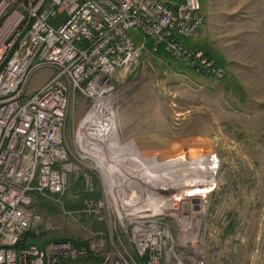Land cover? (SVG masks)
Instances as JSON below:
<instances>
[{
    "label": "rangeland",
    "instance_id": "obj_1",
    "mask_svg": "<svg viewBox=\"0 0 264 264\" xmlns=\"http://www.w3.org/2000/svg\"><path fill=\"white\" fill-rule=\"evenodd\" d=\"M164 1L174 5L181 2ZM199 1L208 4V54L222 68L215 67L202 52L210 64L208 75L186 68L213 79L208 101L202 100L204 88L198 90L183 83L179 90L171 81H162L171 76L150 61L137 66L114 84L110 101L114 112L130 116L133 134L126 136L134 142L128 149L120 148L117 137L118 148L103 157L105 161L111 157L117 163H128H118L112 177L104 179L99 167L76 156L78 161L73 162L75 169L68 174L66 192L54 200L62 204L64 198L73 201L80 189L86 192L82 181L86 174L93 176L92 191L99 193L100 201L102 194L106 199L117 195L118 201L146 195L151 200L153 193L164 188L166 194L180 195L182 201L157 219L162 224L158 228H167L171 235V240L160 247L158 264H264V0ZM202 28L190 39L194 46H201ZM49 75L38 73L31 81L29 94L39 89ZM88 107L79 95L70 101L64 136L71 149ZM161 116L168 125L180 119L181 126L188 122L204 125L203 119L207 118L206 125L212 130L207 134H188L182 128L178 132L175 128L174 133L156 132L159 127L152 122ZM142 128L149 133H142ZM170 144L169 148H160ZM186 156L190 158L180 160ZM128 157L131 162L124 160ZM117 169L132 178L148 179L146 185L154 189L145 191L144 184L129 182L131 179L127 184L119 182L121 172ZM109 201L96 214L85 208L80 213L56 215L48 214L42 202L35 201L29 211L39 220L31 223L30 231L43 235L40 244L76 239L88 243L93 258L113 255L115 261L138 264L144 256H138L131 229L119 223L115 202ZM83 249L73 261L68 259V264H83L78 262L86 257ZM145 256L147 264L150 255Z\"/></svg>",
    "mask_w": 264,
    "mask_h": 264
},
{
    "label": "built area",
    "instance_id": "obj_2",
    "mask_svg": "<svg viewBox=\"0 0 264 264\" xmlns=\"http://www.w3.org/2000/svg\"><path fill=\"white\" fill-rule=\"evenodd\" d=\"M203 22L199 0L176 5L164 0H0V264H68L83 253L67 242L16 249L39 220L29 211L33 197L63 196L76 156L104 176L103 155L115 145L110 138L114 84L135 69L147 41L208 75L210 64L202 53L178 41L195 37ZM40 72L50 75L29 94ZM76 95L89 107L72 150L64 134ZM92 177L82 176L87 193L93 192ZM105 199L102 194L101 201L100 196L89 201L86 210L96 214L109 199L115 202L117 213L127 217L117 214L119 223L131 229L138 256L149 253L147 264H158L160 241L168 240V229L157 222L164 213L150 217L148 203L132 204L130 197ZM103 257L100 264H134Z\"/></svg>",
    "mask_w": 264,
    "mask_h": 264
},
{
    "label": "crops",
    "instance_id": "obj_3",
    "mask_svg": "<svg viewBox=\"0 0 264 264\" xmlns=\"http://www.w3.org/2000/svg\"><path fill=\"white\" fill-rule=\"evenodd\" d=\"M200 3V8H201V14L203 16L204 19V24H203V28L202 31L200 32L199 37L202 39V43L201 46L198 45H193L192 44V40H180V43H183L186 48L188 49H194L195 51H200L203 53L204 57L209 60L215 65V67L218 68H222V64L221 67L217 65V59L213 58L210 54H208V4H206L203 1H199ZM199 41V40H198ZM192 49V50H193ZM209 55V57H208ZM147 61L152 62L154 65L160 66L162 69H164L165 73L168 72V74L171 76L170 78H164L162 79V81L164 80L165 82L167 81H171L172 85H175L177 89L181 90L182 86L184 85L183 83H185L186 85H189V87H193V88H198V90H202L204 91V97H202V100H206L208 101V93H212L213 91H211V82L213 81V79H208V77H202L200 75H195L194 72L190 69H187L183 63L181 62H176L174 60H172V58L165 53V51L163 50V48L159 49H155L151 42H146V44L144 45V47L141 48V52L138 58V62H137V66H142L144 63H146ZM222 63V62H220ZM135 67V68H136ZM222 85V84H221ZM205 101V102H206ZM206 107V109L208 108V106H204ZM114 110V109H113ZM183 117H186L185 115H182ZM165 117L161 116L160 120L157 121H153V125L156 124L157 127H159V129H156V132H161L164 130L165 131H175L177 128L178 130H176V132L181 130H185L186 133L188 134H203V133H211L212 128L206 125L207 124V118H204V125L199 122V124L197 123H186L185 125H180V119L177 120V124H175L174 122H172L171 124L168 125V123L166 124L164 121ZM175 120V118L172 117V121ZM179 124V125H178ZM143 126V125H142ZM147 127V126H146ZM187 128V129H184ZM114 129L117 133V137H118V144L120 146V148H129L131 147V145L133 144L134 141H132V137L129 136L127 138L126 135H131L133 134V125H131V120H130V116H128L127 114H119L118 112H114ZM142 133L146 132L149 133L147 131H144V129L142 128L140 130ZM174 133V132H173ZM119 135V136H118ZM174 144V142L172 143ZM171 146V144L167 147V146H161L160 148H169ZM136 148H140L137 147ZM143 148V147H141ZM145 148H149V147H145Z\"/></svg>",
    "mask_w": 264,
    "mask_h": 264
},
{
    "label": "trees",
    "instance_id": "obj_4",
    "mask_svg": "<svg viewBox=\"0 0 264 264\" xmlns=\"http://www.w3.org/2000/svg\"><path fill=\"white\" fill-rule=\"evenodd\" d=\"M180 40H182V39H180ZM180 40H178V41H180ZM181 44L184 47H186L183 43H181ZM158 48L162 49V47H158ZM208 57H209V55H208ZM93 183H95L94 180H93ZM74 195H76V197L73 201H69L68 199L64 198V201L62 204L61 203H55L54 202L55 198H53V199L49 198L48 200H46V199H42V198L37 197V198H34V200L38 201V203L42 202L41 205H44V207H46L48 214L56 215V214L73 213V212L80 213V212L84 211V209L86 208V204L89 201H92L95 203L99 199V193L97 191H93L92 193H86V192L82 191V189H80V191L77 193L75 192ZM87 222L85 221V223H87ZM95 224H97V223L94 222V226H96ZM41 239H43V235L42 236H39V235L36 236L33 234V232L29 231L23 236L20 243H18V245L16 246V249L22 250V249L27 248L29 245H35V246H38L40 248H44V245L46 244V242L42 241V243L40 244L39 242L41 241ZM64 242H67L70 245L71 249L74 251H79V250L84 248L83 250L85 251L86 257L82 256L83 258H81V260H79L78 262H82L83 264H87V263L99 264L98 262H101V259L96 258V257L93 258L87 242H80L76 239H68V240H64ZM146 259H147V256H144V258L142 260L138 261V264H144Z\"/></svg>",
    "mask_w": 264,
    "mask_h": 264
},
{
    "label": "bare ground",
    "instance_id": "obj_5",
    "mask_svg": "<svg viewBox=\"0 0 264 264\" xmlns=\"http://www.w3.org/2000/svg\"><path fill=\"white\" fill-rule=\"evenodd\" d=\"M113 127V126H112ZM111 130H112V133H111V137L110 138H112V144H115V145H113V147L114 148H112V145H110V149H107L106 151L107 152H109V153H111V151H113V150H116L118 147H117V133H116V131L113 129V128H111ZM124 153H127V152H124ZM103 157H104V155H103ZM200 157V156H199ZM190 158V157H189ZM187 156L186 157H183L182 159H180L181 161H183V159H189ZM130 157H128V158H124V160H127V161H129V162H131L130 161ZM115 159H113V158H109V160L108 159H106V163L105 162H102L103 163V165H101V168H103V172H104V176H105V178H107V177H112V172L113 171H115L116 169V166L117 165H119L118 163H121V164H123V163H125V164H127L126 162H123L122 163V161H118V163L116 162V161H114ZM132 160V159H131ZM142 160V159H141ZM180 161V162H181ZM104 164H106V170H105V166H104ZM120 164V165H121ZM158 164V163H157ZM159 166H162V165H159ZM109 167H110V170H109ZM141 170V169H140ZM117 171L118 172H121L119 175H118V177H119V179H121V180H119V182H123V183H126L127 184V182H128V180L129 179H131V181L129 180V182H134V183H139L140 184V182L142 183V184H144V186H143V190L145 189V191L146 190H153L149 185H146V182L148 181V179H146V181L144 182V181H142L141 179H137V178H135V177H133L132 178V175H126L125 174V172H123V171H121L120 169H117ZM145 172V171H144ZM157 172V171H156ZM143 173V172H142ZM108 174H110V176L108 175ZM141 175V174H140ZM148 175V174H147ZM115 176V175H114ZM113 178H116V177H113ZM143 179V178H142ZM106 181V180H105ZM162 184V183H161ZM116 186H113V189L114 190H116ZM159 190H162L161 192H162V194H161V192H159V193H153L152 195H153V197L151 196V200H149V197H148V195H146L145 197L144 196H140V197H131L130 198V200H129V203H132V204H137V202L138 203H140L141 204V206H143V205H145V204H143L144 202L145 203H148V205H149V207L150 208H156L157 210H151V212H149V214H150V217H152V216H156V214H163V211H165L166 213H168L169 212V210H168V208H170V207H175V205H177V204H180L181 203V201H182V199H180V195H178V196H171V195H168V194H166L165 193V189L164 188H162V189H159ZM184 192V191H183ZM183 194V193H182ZM117 195H114V197H116ZM183 196V195H182ZM38 196H34L33 197V199L34 198H37ZM56 196H52L51 197V199L52 198H55ZM165 197H169V199H167V198H165ZM134 202V203H133ZM159 208H161L160 210H159ZM174 210V209H173ZM118 214H119V219H123V217L124 218H127L126 217V215H125V213L124 212H122V211H120V212H118ZM133 218H135L136 219V217H133ZM135 226H138V225H135ZM165 235V234H164ZM166 236L168 237V242L171 240V235H170V233L168 232V235L166 234ZM163 239H165L164 237L161 239V243H163L164 244V246L167 244V241H166V239H165V241L163 240ZM164 241V242H163ZM51 244V242H48V243H46L45 245H44V247L45 246H49ZM38 247V246H37ZM40 248V247H39ZM166 253H167V251H166ZM166 256L168 257L169 256V253H167L166 254ZM169 258V257H168Z\"/></svg>",
    "mask_w": 264,
    "mask_h": 264
}]
</instances>
